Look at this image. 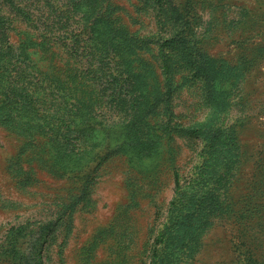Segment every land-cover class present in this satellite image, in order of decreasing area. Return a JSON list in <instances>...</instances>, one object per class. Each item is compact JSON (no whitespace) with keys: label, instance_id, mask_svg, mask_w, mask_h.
<instances>
[{"label":"rangeland","instance_id":"rangeland-1","mask_svg":"<svg viewBox=\"0 0 264 264\" xmlns=\"http://www.w3.org/2000/svg\"><path fill=\"white\" fill-rule=\"evenodd\" d=\"M166 1L161 25L149 0L103 2L126 67L92 84L99 165L0 120V264H264V0Z\"/></svg>","mask_w":264,"mask_h":264},{"label":"trees","instance_id":"trees-1","mask_svg":"<svg viewBox=\"0 0 264 264\" xmlns=\"http://www.w3.org/2000/svg\"><path fill=\"white\" fill-rule=\"evenodd\" d=\"M104 1L0 0V120L19 132L48 136L53 149L61 148L68 169L95 158L99 165L108 156L92 152L94 144L85 143L81 126L88 119L95 126L94 117L102 110V96L98 90L94 94L92 84L117 85L126 67V57L118 50L125 47V39L95 34L101 21L107 28L111 22L110 16L104 18L102 8L109 7ZM149 3L161 25L171 14L168 2ZM18 23L24 24L22 30H17ZM157 48L158 65L169 80L175 62L166 42L157 40ZM85 86H92L88 95ZM88 174L83 176L86 182L93 178ZM173 178L179 189L176 169Z\"/></svg>","mask_w":264,"mask_h":264}]
</instances>
